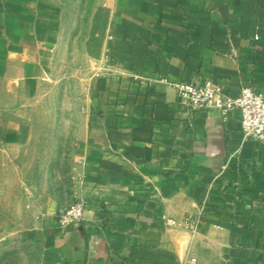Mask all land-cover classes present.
<instances>
[{
	"label": "crops",
	"instance_id": "obj_1",
	"mask_svg": "<svg viewBox=\"0 0 264 264\" xmlns=\"http://www.w3.org/2000/svg\"><path fill=\"white\" fill-rule=\"evenodd\" d=\"M108 5V60L100 51L73 79L86 206L64 228L51 215L53 264H264V143L242 137L238 109L188 107L173 84L207 78L264 97V0ZM56 28L47 0H0V114L65 60ZM0 142H21L4 115Z\"/></svg>",
	"mask_w": 264,
	"mask_h": 264
},
{
	"label": "rangeland",
	"instance_id": "obj_2",
	"mask_svg": "<svg viewBox=\"0 0 264 264\" xmlns=\"http://www.w3.org/2000/svg\"><path fill=\"white\" fill-rule=\"evenodd\" d=\"M47 2L63 44L58 56L65 60H57L48 78L24 81L21 103L0 114L14 121L21 137L18 145L0 142V264H53L58 230L51 215L85 201L75 176L81 134L73 79L81 71L91 73V60L100 51L104 55L109 5L108 0Z\"/></svg>",
	"mask_w": 264,
	"mask_h": 264
},
{
	"label": "built area",
	"instance_id": "obj_3",
	"mask_svg": "<svg viewBox=\"0 0 264 264\" xmlns=\"http://www.w3.org/2000/svg\"><path fill=\"white\" fill-rule=\"evenodd\" d=\"M255 38L257 35L254 36ZM107 51V49H106ZM105 61L109 54L106 53ZM179 101L194 109H217L222 115H226L232 109H238L239 129L242 137L254 138L264 143V97L249 86L240 87L235 95H230L221 85L211 79H202L193 84L184 81L173 83ZM225 165H222L224 168ZM85 201L79 199L61 209L54 217L57 225L64 228L67 225L79 221L82 218ZM188 228L194 232L199 227L201 219L199 216L186 217L183 220ZM190 264H195V259H190Z\"/></svg>",
	"mask_w": 264,
	"mask_h": 264
}]
</instances>
